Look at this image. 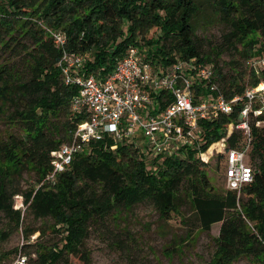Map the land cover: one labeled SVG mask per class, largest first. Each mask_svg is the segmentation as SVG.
<instances>
[{
	"label": "trees",
	"instance_id": "trees-1",
	"mask_svg": "<svg viewBox=\"0 0 264 264\" xmlns=\"http://www.w3.org/2000/svg\"><path fill=\"white\" fill-rule=\"evenodd\" d=\"M212 1L227 28L223 39L245 60V80L241 72H222L215 48L202 51L192 23L197 0H0V216L8 223L0 234L19 230L24 216L43 222L21 227L26 264H72L71 258L94 264L84 247L91 225L109 216L117 220L123 210L145 200L163 221L177 214L185 222L181 207L187 203L196 223L193 232H185L188 241L220 222L207 264H233L241 257L264 264V111L248 112L246 160L253 173L239 192L215 189L201 155L221 138L225 150L245 146L242 130L235 128L243 102L229 114L202 121L194 141L179 153L152 155L155 164L147 161L149 149L134 141L114 145L104 136L91 140L54 181H44L51 152L69 142L83 120L71 110L78 88L63 81L57 65L62 49L51 32L62 33L69 53L84 56L83 75H106L133 45L145 49L158 68L181 59L211 65L218 87L230 99L258 81L246 61L259 43L252 33L264 38V0ZM151 96L159 109L172 100L164 89ZM24 170L32 171L34 180L23 189ZM16 194L22 196L23 210L13 205ZM47 232L58 240H37ZM18 247L11 254L0 251V264L8 263Z\"/></svg>",
	"mask_w": 264,
	"mask_h": 264
},
{
	"label": "built area",
	"instance_id": "built-area-1",
	"mask_svg": "<svg viewBox=\"0 0 264 264\" xmlns=\"http://www.w3.org/2000/svg\"><path fill=\"white\" fill-rule=\"evenodd\" d=\"M51 35L62 49L57 65L64 83L78 88L71 99V110L82 115L83 120L73 130L72 139L51 152V170L44 181H54L91 140L104 136L116 145L135 142L139 132L148 138L146 149L153 156L180 151L194 141L202 121L219 113L229 114L238 102H243V106L235 128L242 130L246 144L241 149L225 150L224 177L227 188L238 192L252 180L253 169L246 160L250 141L247 120L249 110L254 116L264 111V38L255 46L257 54L246 61L258 81L241 95L226 99L209 64L181 59L158 68L146 58L145 49L130 45L106 75L99 76L94 71L83 75L79 69L84 56L65 49L62 33L52 31ZM159 89L172 95V100L160 109L151 96ZM20 207H23L22 199L17 208ZM23 243L21 234L19 247L6 264H26L28 256L21 248Z\"/></svg>",
	"mask_w": 264,
	"mask_h": 264
},
{
	"label": "rangeland",
	"instance_id": "rangeland-1",
	"mask_svg": "<svg viewBox=\"0 0 264 264\" xmlns=\"http://www.w3.org/2000/svg\"><path fill=\"white\" fill-rule=\"evenodd\" d=\"M197 1L200 3V7L192 23L202 51L211 53L212 48H215V51L220 53L218 62L224 74L236 75V72H241L244 74L243 80L247 79L245 60L234 48L229 47L222 37L227 28L221 22L213 1ZM252 36L260 42L261 39L255 32L252 33ZM255 52L257 54L256 49ZM3 127L0 123V129ZM134 139L142 150H146L148 138L137 132ZM175 153H179V151L176 150ZM165 154L162 153V155ZM147 158V161L151 160V164H155L157 161L152 156V152H149ZM202 159L206 162L205 169L214 188L217 190L227 189L224 177L225 142L223 138L210 145L208 150L202 153ZM33 180V172L24 170L19 179V187L27 188ZM21 199L20 194L13 196L15 208ZM181 208L183 212L181 216L186 217L185 222L177 214H172L168 221L161 220L149 200L134 204L129 210H123L117 220L109 216L105 221L101 220L91 225L88 236L84 240V247L90 250L91 260L94 264H207L214 246L211 237L217 235L220 222L213 223L209 232L199 233L194 241H188L185 239V232L187 230L193 232L196 229L195 217L187 203ZM20 209L23 210V207ZM23 213L24 211H22ZM42 223L31 216H24L19 230H12L7 236L5 233L0 234V251L13 253L14 248L19 245L21 229L25 225L41 227ZM7 228V220L0 216V233L6 231ZM58 238L57 234L47 232L37 240L52 243ZM173 247L177 248L173 250ZM26 250L31 252L33 247H27ZM71 263L82 264L76 258H71ZM54 264L63 263L59 260ZM233 264L252 263L248 258L241 257Z\"/></svg>",
	"mask_w": 264,
	"mask_h": 264
}]
</instances>
